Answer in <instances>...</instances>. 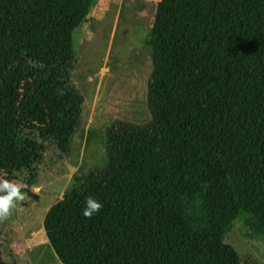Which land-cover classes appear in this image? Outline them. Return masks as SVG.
<instances>
[{
  "label": "trees",
  "instance_id": "1",
  "mask_svg": "<svg viewBox=\"0 0 264 264\" xmlns=\"http://www.w3.org/2000/svg\"><path fill=\"white\" fill-rule=\"evenodd\" d=\"M92 2L0 0L2 156L12 129L65 154L82 100L72 33ZM145 45L150 119L106 129L105 162L45 213L48 245L61 264H240L231 224L264 236V0H158ZM89 196L102 207L85 217Z\"/></svg>",
  "mask_w": 264,
  "mask_h": 264
},
{
  "label": "rangeland",
  "instance_id": "2",
  "mask_svg": "<svg viewBox=\"0 0 264 264\" xmlns=\"http://www.w3.org/2000/svg\"><path fill=\"white\" fill-rule=\"evenodd\" d=\"M157 2L93 0L87 19L73 31L71 81L82 100L76 128L61 137L65 154L51 139L12 129V156L0 154V178L21 184L24 199L0 219V260L6 264H61L42 228L47 209L72 187L74 173L105 162V132L115 121L150 119L146 98L152 65L145 40ZM59 85L52 90L71 96V88ZM20 91L33 95L30 78ZM223 242L236 251L240 264H264V236L241 221L231 224Z\"/></svg>",
  "mask_w": 264,
  "mask_h": 264
},
{
  "label": "clouds",
  "instance_id": "3",
  "mask_svg": "<svg viewBox=\"0 0 264 264\" xmlns=\"http://www.w3.org/2000/svg\"><path fill=\"white\" fill-rule=\"evenodd\" d=\"M21 187L22 185L19 183L0 178V219L7 217L15 207L16 202L24 199ZM101 207L102 204L100 202L89 196L85 200L83 215L92 217Z\"/></svg>",
  "mask_w": 264,
  "mask_h": 264
},
{
  "label": "water",
  "instance_id": "4",
  "mask_svg": "<svg viewBox=\"0 0 264 264\" xmlns=\"http://www.w3.org/2000/svg\"><path fill=\"white\" fill-rule=\"evenodd\" d=\"M66 166H67L69 172H71L73 170V168L71 166H69V164H67V162H66Z\"/></svg>",
  "mask_w": 264,
  "mask_h": 264
}]
</instances>
